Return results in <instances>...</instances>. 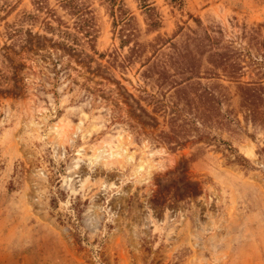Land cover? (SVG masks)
<instances>
[{
  "label": "rangeland",
  "instance_id": "rangeland-1",
  "mask_svg": "<svg viewBox=\"0 0 264 264\" xmlns=\"http://www.w3.org/2000/svg\"><path fill=\"white\" fill-rule=\"evenodd\" d=\"M39 1L0 0V264H264V0Z\"/></svg>",
  "mask_w": 264,
  "mask_h": 264
},
{
  "label": "trees",
  "instance_id": "trees-1",
  "mask_svg": "<svg viewBox=\"0 0 264 264\" xmlns=\"http://www.w3.org/2000/svg\"><path fill=\"white\" fill-rule=\"evenodd\" d=\"M78 1L79 0H62V2H64L63 4L65 7L72 6V5L74 6L76 4L77 8L79 7V5L77 4ZM106 1L110 3H115L117 0H106ZM39 2H45V1L40 0ZM153 24H156V22H154ZM45 25L47 26L49 30H52V26L49 22H46ZM20 33H21L20 29H13L12 33H10L11 34L10 37L20 35ZM29 35L32 37V33H29ZM36 37L38 39L41 38L40 35H37ZM198 41L199 43L196 44L198 48L215 46L216 49H214V51L211 53V60H212L211 63L212 64L222 65L223 68L227 71L226 73L229 77H232V76L236 77L239 74V72H237L239 69H237V71L233 72L232 74L230 73L232 69L235 70L237 67L235 63L232 64L231 62V58H234L236 56V52L234 51L232 47L233 43L232 44L228 43L224 45L222 43V39H218L214 37L211 38L209 34H207V37L206 36L204 38L200 37ZM188 54H189V51H188ZM187 65H190V63L184 64V66H187ZM186 70H189V69H186ZM193 78L197 79L199 77L191 76L189 79H193ZM195 86L197 85L195 84ZM241 89L243 90L244 95H245V98H243V103L246 102V104L250 106H256L257 104H259V103L252 101V100L261 101V93L259 92L258 89H252V88H247V87H242ZM195 92L198 95V90L197 91L195 90ZM216 96H217L216 94H213L212 92L208 90H204V92H202L199 95L198 109L201 110L203 113H206L207 117L214 118V112L216 111L215 108H217L218 106V103L216 101Z\"/></svg>",
  "mask_w": 264,
  "mask_h": 264
}]
</instances>
